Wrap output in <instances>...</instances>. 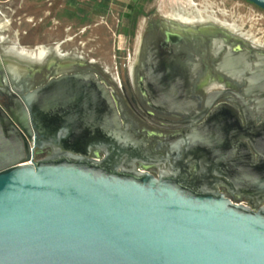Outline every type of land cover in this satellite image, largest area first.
<instances>
[{
	"label": "flooded vegetation",
	"instance_id": "obj_1",
	"mask_svg": "<svg viewBox=\"0 0 264 264\" xmlns=\"http://www.w3.org/2000/svg\"><path fill=\"white\" fill-rule=\"evenodd\" d=\"M81 1L65 0L85 24L72 34L85 37L81 48H63L71 28L67 10L63 30V0L60 45L46 48L43 62L0 39V100L9 107L32 93L35 105L86 92L93 117L110 121L107 130H84L63 121V105L33 112L39 159L55 156L51 136L77 131L86 138L71 145L105 159L106 168L174 177L197 193L264 209V43L234 22L181 19L156 0ZM111 7L123 8L118 22Z\"/></svg>",
	"mask_w": 264,
	"mask_h": 264
},
{
	"label": "water",
	"instance_id": "obj_2",
	"mask_svg": "<svg viewBox=\"0 0 264 264\" xmlns=\"http://www.w3.org/2000/svg\"><path fill=\"white\" fill-rule=\"evenodd\" d=\"M248 1L264 9V0ZM90 96L34 105L32 93L16 110L0 100V264H264V209L174 177L106 168L71 145L86 138L77 131L51 136L55 156L31 161L35 111L63 105L64 122L108 129L109 120L93 117Z\"/></svg>",
	"mask_w": 264,
	"mask_h": 264
},
{
	"label": "rangeland",
	"instance_id": "obj_3",
	"mask_svg": "<svg viewBox=\"0 0 264 264\" xmlns=\"http://www.w3.org/2000/svg\"><path fill=\"white\" fill-rule=\"evenodd\" d=\"M81 2L86 3L89 0H82ZM35 3H37L35 6L38 8L23 9V11L34 15L31 21L25 20L22 23H18L12 20V24L7 25V32L10 33V36L5 42L13 44L15 41L13 31L19 29L22 37L19 43L26 45L28 50L37 49L38 51L37 46H43L45 49L52 46L58 48L61 39L59 0H35ZM156 4L162 10L178 12L181 15L199 14L201 16L226 19L229 22L236 23L241 28L243 27L244 31L253 33L260 42L264 43V9L248 0H156ZM108 9L106 7L105 12L100 10L99 16L94 18L102 21L103 16L108 15ZM67 10H69L68 15L71 17L67 23L71 28L68 29L67 35L69 39L67 42H63V48H81V43L79 42H82L85 37H72V34L78 31L79 28H84L85 24H80L76 18H72V16L75 17V9L72 5L67 8L65 0H63V30ZM122 11L123 8L116 7V9H113L111 7L109 14L115 22H118V19L122 16ZM10 12L12 13V11ZM95 19L93 22H95ZM88 23L92 24V22ZM87 32H91L90 29L85 32L86 35L88 34Z\"/></svg>",
	"mask_w": 264,
	"mask_h": 264
},
{
	"label": "crops",
	"instance_id": "obj_4",
	"mask_svg": "<svg viewBox=\"0 0 264 264\" xmlns=\"http://www.w3.org/2000/svg\"><path fill=\"white\" fill-rule=\"evenodd\" d=\"M43 3V2H42ZM35 0H0V39L6 40L9 39L10 33L7 32L8 28L7 25L12 24V20L16 21L18 23H22L23 21H31L33 18V14L30 12L27 13L26 11H23V9L31 8L32 9L35 6ZM51 4V3H49ZM38 8V7H36ZM60 9V8H59ZM12 11V13L10 11ZM26 33V31H24ZM13 38H14V49L21 50L23 48H27L26 45H21L19 43L21 37V32L19 29L13 31Z\"/></svg>",
	"mask_w": 264,
	"mask_h": 264
},
{
	"label": "clouds",
	"instance_id": "obj_5",
	"mask_svg": "<svg viewBox=\"0 0 264 264\" xmlns=\"http://www.w3.org/2000/svg\"><path fill=\"white\" fill-rule=\"evenodd\" d=\"M38 47V51H33L31 53H27L25 52L24 49L20 50V55H27L29 56L30 59L38 61V62H43V60L45 59L47 53V50L43 47V46H37Z\"/></svg>",
	"mask_w": 264,
	"mask_h": 264
},
{
	"label": "built area",
	"instance_id": "obj_6",
	"mask_svg": "<svg viewBox=\"0 0 264 264\" xmlns=\"http://www.w3.org/2000/svg\"><path fill=\"white\" fill-rule=\"evenodd\" d=\"M29 144H30V148H31V161L38 160L39 156H38V152H37L35 132H34L33 136L29 139Z\"/></svg>",
	"mask_w": 264,
	"mask_h": 264
},
{
	"label": "bare ground",
	"instance_id": "obj_7",
	"mask_svg": "<svg viewBox=\"0 0 264 264\" xmlns=\"http://www.w3.org/2000/svg\"><path fill=\"white\" fill-rule=\"evenodd\" d=\"M175 15H177V16H180L181 17V19H182V17L184 16V15H181V14H179V13H175ZM184 18V17H183ZM203 18V17H202ZM207 18H209V16L207 17ZM211 18H212V16H211ZM186 19H188V18H186ZM211 20V19H210ZM212 21V20H211ZM214 21V20H213ZM227 24V23H226ZM231 28H232V26H231ZM235 29H237V28H235ZM236 31V30H235ZM244 34V33H243ZM24 49V48H23ZM25 50V52H27V53H31V52H33V51H37V49L36 50H28V49H24ZM16 57V56H15ZM24 58V57H23ZM26 59V58H25ZM29 60V59H28Z\"/></svg>",
	"mask_w": 264,
	"mask_h": 264
}]
</instances>
